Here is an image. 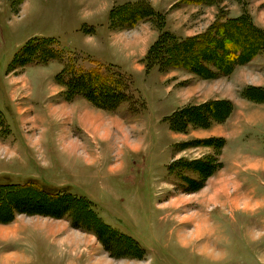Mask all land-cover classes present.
I'll use <instances>...</instances> for the list:
<instances>
[{"label": "rangeland", "instance_id": "rangeland-1", "mask_svg": "<svg viewBox=\"0 0 264 264\" xmlns=\"http://www.w3.org/2000/svg\"><path fill=\"white\" fill-rule=\"evenodd\" d=\"M5 1L7 4L0 0V138L3 134L16 135L21 147L26 146L25 129L33 142L46 141L50 150L28 149L30 165L26 168L14 154L0 148V264H264V171L248 170L245 162L244 167L234 168L245 154L237 150V143H230L223 159L222 120L204 126L193 119L182 130L177 125L172 129L164 120L179 107L176 94L196 82H227L231 75L207 79L192 72H173L175 76L171 72L164 87L157 89L152 81L141 93L134 79L120 67L62 49L56 39L67 41L73 33L62 28L66 20L61 23L58 17L63 18L60 9L68 8L72 0H30L26 8L24 0L19 12L14 11L9 0ZM161 1L164 6L173 2ZM175 1L201 7L180 11L188 17L185 31L194 37L206 33L217 22L225 24L241 16L264 31V0H212L211 5L199 0ZM148 23L160 35L161 24L158 27ZM176 25H180L179 21ZM136 26L115 30L129 37L136 32ZM164 28L168 30L167 15ZM41 37L56 38L57 42L49 46L69 67L100 73L120 87L114 83L118 95H106L104 107L81 95L100 112L99 117L90 114L94 123L100 124L80 134L82 141L77 139L73 152L65 147L61 151L58 141L66 129L69 143L76 142L71 132L70 104L75 100L71 91L55 77L53 98L47 103L54 124L52 133L48 132L49 124L41 122L45 116L35 117L30 99L44 112L46 105L35 96L43 97L49 87L35 83L38 70L28 72L29 85L23 87L26 67L33 65L23 64L31 58L25 60L23 55L24 59L19 58L10 67L21 45ZM28 42L40 51L44 47L35 40ZM225 53L229 55L230 51ZM263 60L261 55L252 61H256L255 70L262 68ZM6 77L13 88L15 105ZM192 101L184 100L183 105H194ZM209 104L197 109L218 116L214 111L202 110ZM249 141L264 144V131L244 138L245 143ZM137 144L138 150L128 147ZM246 155L263 156L253 151ZM77 158L92 161L93 166L86 167L82 162L81 166ZM237 170L241 171L239 175ZM32 180L57 188L69 187L72 194L62 202L40 198L31 187ZM216 193L219 204L210 200ZM79 198L84 202L77 203ZM230 198H239L242 210L232 209ZM86 204L94 209L93 215ZM246 208L253 209L245 211ZM205 220L208 228L198 239L196 225Z\"/></svg>", "mask_w": 264, "mask_h": 264}, {"label": "crops", "instance_id": "crops-1", "mask_svg": "<svg viewBox=\"0 0 264 264\" xmlns=\"http://www.w3.org/2000/svg\"><path fill=\"white\" fill-rule=\"evenodd\" d=\"M174 1L175 0H173L169 6H164V2L161 0H72L68 8L62 7L60 9V13H62V15H66V17L63 15V18L58 17V19L61 23H64L63 20H66V23H64L65 26L62 28L69 29L73 35L68 37L67 41L64 39H62V41L56 38L54 39L59 42L62 49H64L67 53L79 55L83 58H90L93 61L99 63L111 64L120 67L134 79L136 84L135 86L140 89L141 93L143 91V87H148L152 81L154 86L157 89H160L164 87L163 83L167 81L166 79L171 77L169 76L171 72L173 76L176 75L173 72H189L181 69H171L168 72L166 71L161 73L157 68H154L148 73L144 60L148 55L151 46L157 41L159 37V33L154 30L155 28L153 27V24L151 25V23L148 22L139 23L134 30L136 32L128 37L124 36V34H122L123 32H119L110 27L109 15L111 10L116 6L125 3L148 2L157 12L167 15V29L176 38L179 40L193 38L196 35L189 34L184 29L185 25L187 24L188 17L180 13V11L185 7H201L197 4H189L187 1L182 3L181 1ZM4 2L7 4L5 0ZM29 4L30 0H27L24 8H26ZM51 18L53 17H49L48 19ZM177 21H179L180 25H176ZM86 27H90V29L86 30ZM30 40L32 39H29L28 41ZM23 46L24 44L21 45L19 49H21ZM255 64L256 61L253 63L251 62L248 65L238 67L231 74L230 79L227 82L219 81L217 84H208L207 82H209V80L202 82L204 84L196 82L190 88H186V90L176 94L175 97L179 101V107L170 115L165 116L164 120L168 123L169 119L176 113L180 112L181 110L189 109L191 106L197 108L207 103L213 104V111L217 113L218 116H213V114L210 113L211 115L209 116L200 115L199 117L208 118L210 122L217 119H220V121L222 120L224 122L223 126L220 124L222 126L221 138L224 139L223 159L228 147L230 146V143H237V150L241 152L244 151L245 154L241 155L243 156L242 158L241 156L238 158L234 168L244 167L243 162H245V166H247L248 170L257 171L260 168L262 171H264V144L251 141H249V143L244 142V138H249L252 133L264 131V72L262 70L264 68V60L260 70H255ZM64 65L65 63L61 60H53L44 66H27L25 75L26 79L23 80V87H27V85H29L28 74H30L28 72L30 70H32V72L38 70V77L35 83L39 81L40 85L45 84L49 87L43 97L35 96V100L42 99V102L46 105L44 112L39 109L37 105L38 103H36V101L33 99H30V105L32 104L31 109L35 117L42 119V115L45 116V119L41 122L49 124L50 128L48 129V132L51 133L54 122L51 118L52 116L49 113L51 111V107L47 105V103H51L50 99L53 98L51 90L54 84L52 82H55V77H57L63 71ZM50 66H52V69L48 68ZM46 70L48 72H46ZM44 73L48 76H45ZM6 81L11 87V101L13 105H15L14 97L12 95L13 88L7 77ZM209 83H211V81ZM169 92L170 91H168V93ZM190 98L194 99V101H192L194 105H183V101ZM213 101L216 102L214 103ZM207 106L208 105L205 107ZM70 107L72 109V115L70 117H72L73 120V130L71 132L73 135H75L76 142L71 141L69 143L68 136L70 133H68L66 129L64 130L63 135L58 138V141L60 143L61 151H63V147H65L66 150L69 148V150L73 152L78 145L77 139L81 140L79 137L80 134L83 135L85 131L88 132V130L93 128L94 125L98 127L100 124V122L98 124L96 121L94 123V120L90 114L92 113L94 115H98L97 117H99L100 112L94 110L93 106L89 104V100L82 96L75 98V100L70 104ZM205 107L202 110H205ZM85 111L87 112L86 114L89 115H86L84 113ZM0 113L3 114L1 110ZM16 114L18 115V113ZM115 121L117 123V120ZM38 123L35 124V127L38 126ZM22 131L25 137V142L27 143H25L26 146L21 147V139L16 137L15 134V137L12 135L3 134V136H1L2 138H0V148L8 151L9 154H14L18 158V162L27 168L30 165L27 153L28 149L30 150L33 148L34 151V149L38 148L39 150L49 151L50 148L47 149L46 141L38 140L33 142V139H31L30 135L25 132V129H22ZM61 140L64 141V146H62L63 142ZM85 145L84 146L87 148V150L91 151V147L88 146L89 144ZM128 147L131 146L129 145ZM250 151L255 153L260 152L263 154V156L255 158V155H246L247 152ZM69 159L70 158L67 160L70 161L71 159ZM76 160V162L80 161V163H78L79 165L82 162L86 167L93 166L92 161L87 163L79 158ZM86 163L89 165H86ZM222 164L224 165V168L227 169V165L224 160H222ZM10 165L12 166L11 163H9V166ZM84 165L81 164V166ZM111 172L113 173L114 171ZM235 172L237 175H239L241 171L237 170ZM217 197H215L216 200ZM211 199V202L214 201L215 204H219L220 202L219 198L217 203L215 202L214 198ZM231 200L232 199L230 198V201ZM257 205L254 206V209H256ZM169 207L171 206L169 205ZM233 208H235V210H242L232 206V209ZM209 232H211V229ZM209 232L206 233L209 234ZM7 258L10 260L9 257ZM17 263L19 262L16 261V264Z\"/></svg>", "mask_w": 264, "mask_h": 264}, {"label": "trees", "instance_id": "trees-1", "mask_svg": "<svg viewBox=\"0 0 264 264\" xmlns=\"http://www.w3.org/2000/svg\"><path fill=\"white\" fill-rule=\"evenodd\" d=\"M9 1L10 6L15 9L14 11L19 12L18 9L24 0ZM199 3L211 5L212 0H199ZM150 21L156 26L161 24V27L158 26L160 35L144 60L147 71L154 68L161 72L181 69L209 79L219 76V74L231 75L237 67L248 65L258 56L264 55V31L258 29L252 21L244 16L227 20L225 24L222 21L217 22L200 36L179 40L164 28L166 15L157 12L148 2L125 3L114 7L109 15V25L114 29H127L135 27L139 23ZM32 40L40 42L41 46H44L43 49L37 50L38 46L35 47L28 42L15 55L10 67H13L19 58H25V60L31 58L23 64L24 66L31 64L47 65L51 61L61 58L49 46L52 41L57 42L54 38H35ZM228 50L230 51L229 55L225 53ZM58 79L71 91L73 99L84 94L83 96L89 100H95L99 106L104 107L106 105L107 101H104L107 100L106 95H118L113 87L116 84L114 80H110L111 83L100 73H85L78 69L75 70L72 66L69 67L68 63L58 75ZM117 87L119 86L117 85ZM109 99H115V97ZM205 110L213 111V104L205 107ZM199 113L209 116L197 108H189L176 113L169 119V124L172 129L177 125L182 130L188 121L193 122L194 119V123L200 122L204 126H208L210 123L208 118H200ZM31 185L39 193L40 198L53 202H62L67 195L72 194L69 187L66 186L57 188L40 184L36 180H32ZM76 201L82 203L84 199L79 198ZM86 205L88 212L93 215L94 209L90 207V204Z\"/></svg>", "mask_w": 264, "mask_h": 264}, {"label": "bare ground", "instance_id": "bare-ground-1", "mask_svg": "<svg viewBox=\"0 0 264 264\" xmlns=\"http://www.w3.org/2000/svg\"><path fill=\"white\" fill-rule=\"evenodd\" d=\"M131 145V144H130ZM132 147V146H131ZM140 148V146L137 144V145H134L133 146V149L134 150H138ZM228 191V190H227ZM224 193H228V192H226V191H223ZM229 194V193H228ZM227 194V195H228ZM213 197H217V193L213 196ZM212 197V198H213ZM189 200V199H188ZM212 200V199H211ZM214 200H215V202L217 203V201H218V197H217V200H216V198H214ZM232 201V205L234 206V207H237V208H239L238 206H239V198H234L233 200H231ZM201 203V202H200ZM173 204H174V202L173 203H171V205L170 206H173ZM248 207H250V206H248ZM248 209H253V208H246L245 209V211H248ZM188 220V219H187ZM197 227H196V231H195V236H196V238H202V234H203V232H205V230H207V228H208V223L206 222V220L205 221H203V222H201V223H199V224H197L196 225ZM194 234V233H193Z\"/></svg>", "mask_w": 264, "mask_h": 264}]
</instances>
